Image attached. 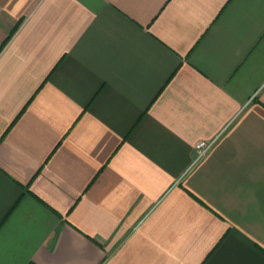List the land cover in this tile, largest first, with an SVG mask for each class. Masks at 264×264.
<instances>
[{
    "label": "crops",
    "instance_id": "1",
    "mask_svg": "<svg viewBox=\"0 0 264 264\" xmlns=\"http://www.w3.org/2000/svg\"><path fill=\"white\" fill-rule=\"evenodd\" d=\"M30 263L264 264V0H0V264Z\"/></svg>",
    "mask_w": 264,
    "mask_h": 264
},
{
    "label": "built area",
    "instance_id": "2",
    "mask_svg": "<svg viewBox=\"0 0 264 264\" xmlns=\"http://www.w3.org/2000/svg\"><path fill=\"white\" fill-rule=\"evenodd\" d=\"M214 141H208V140H200L195 144L196 149V158L194 162H197L199 159H201L203 156L206 155V153L209 151V149L213 146Z\"/></svg>",
    "mask_w": 264,
    "mask_h": 264
},
{
    "label": "trees",
    "instance_id": "3",
    "mask_svg": "<svg viewBox=\"0 0 264 264\" xmlns=\"http://www.w3.org/2000/svg\"><path fill=\"white\" fill-rule=\"evenodd\" d=\"M30 264H34V263H30Z\"/></svg>",
    "mask_w": 264,
    "mask_h": 264
}]
</instances>
